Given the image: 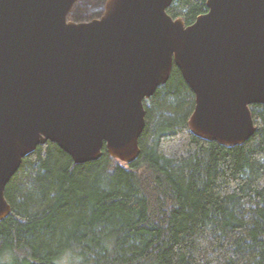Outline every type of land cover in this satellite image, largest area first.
<instances>
[{"label": "water", "instance_id": "1", "mask_svg": "<svg viewBox=\"0 0 264 264\" xmlns=\"http://www.w3.org/2000/svg\"><path fill=\"white\" fill-rule=\"evenodd\" d=\"M77 0H0V222L6 185L38 146L55 143L74 164L103 148L139 155L144 101L173 66L194 94L189 131L233 147L255 132L264 106V0H207L186 26L172 0H106L99 18L74 22Z\"/></svg>", "mask_w": 264, "mask_h": 264}, {"label": "trees", "instance_id": "2", "mask_svg": "<svg viewBox=\"0 0 264 264\" xmlns=\"http://www.w3.org/2000/svg\"><path fill=\"white\" fill-rule=\"evenodd\" d=\"M103 1L80 0L71 19L99 18ZM206 1L172 0L166 13L188 26ZM193 108L173 66L144 101L132 163L103 148L76 165L55 143L38 146L4 191L0 264H264V106L250 107L255 132L233 147L194 136Z\"/></svg>", "mask_w": 264, "mask_h": 264}, {"label": "rangeland", "instance_id": "3", "mask_svg": "<svg viewBox=\"0 0 264 264\" xmlns=\"http://www.w3.org/2000/svg\"><path fill=\"white\" fill-rule=\"evenodd\" d=\"M79 1H80V0H77V1H76V3L74 4V6H73V8H72V10H71V12H70V14H69V20H70V21H73V20L71 19V15H72L73 12H74L75 5H76L77 3H79ZM105 2H106V0L103 1L102 9H103V7H104ZM74 22H75V21H74Z\"/></svg>", "mask_w": 264, "mask_h": 264}]
</instances>
